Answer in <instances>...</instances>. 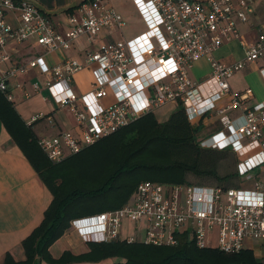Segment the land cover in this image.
<instances>
[{
	"label": "built area",
	"instance_id": "1",
	"mask_svg": "<svg viewBox=\"0 0 264 264\" xmlns=\"http://www.w3.org/2000/svg\"><path fill=\"white\" fill-rule=\"evenodd\" d=\"M142 10L148 29L129 41L102 43L80 59L66 58L48 67L41 57L26 66L16 64L8 50L32 41L48 52L68 51L84 38L94 45L103 31L122 33L123 17L102 0H87L66 18L57 32L51 19L23 0H0V94L12 103L9 82L27 68L39 69L49 79L44 91L36 83L16 89L24 100L42 95L44 101L73 115L77 135L61 131L41 137L37 145L47 160L58 164L137 119L173 106L182 109L194 127L212 126L196 139L197 147L234 156V174L241 187L161 185L141 182L129 203L95 217L74 221L72 229L84 243L125 241L154 247H173L186 237L196 249L236 254L246 243L264 242V100L254 102L249 88L232 92L228 80L245 65L262 61L257 74L264 85V23L254 41L245 43L236 24H246L252 0H132ZM236 41L243 49L239 62L225 65L212 54ZM204 60L208 76L190 78L192 64ZM91 72L88 89L78 95L74 77ZM110 99V100H108ZM52 123L51 116L36 115ZM192 125V124H191ZM131 235L121 237L123 222ZM214 241V248L210 247Z\"/></svg>",
	"mask_w": 264,
	"mask_h": 264
},
{
	"label": "trees",
	"instance_id": "2",
	"mask_svg": "<svg viewBox=\"0 0 264 264\" xmlns=\"http://www.w3.org/2000/svg\"><path fill=\"white\" fill-rule=\"evenodd\" d=\"M0 121L52 196L41 223L22 241L25 260L6 256L3 264H260L250 250L223 254L196 249L186 237L173 247L112 241L88 243V250L78 255L65 251L51 256L50 247L72 222L121 208L141 182L189 185V175L215 177L224 152L197 147L195 134L201 127L191 126L182 109L164 122L145 115L58 164L47 160L32 125L23 123L1 94Z\"/></svg>",
	"mask_w": 264,
	"mask_h": 264
},
{
	"label": "crops",
	"instance_id": "3",
	"mask_svg": "<svg viewBox=\"0 0 264 264\" xmlns=\"http://www.w3.org/2000/svg\"><path fill=\"white\" fill-rule=\"evenodd\" d=\"M23 1L30 3L47 15L51 19L57 32L60 33H63L67 28V15L77 6L84 3V0ZM125 1L126 2H123V0H102L103 6L113 9L125 20L126 27L123 29L122 33H109L108 31H103L97 42L92 46H89L84 38H80L74 42L72 48L68 51L48 52L35 45L32 41H29L21 46L10 48L8 52L13 61L18 65L26 66L29 61L36 57H41L48 67H53L59 65L66 58L80 59L83 52L87 50L95 51L102 43L114 41L129 42L145 33L148 29V24L142 10L135 6L132 0ZM251 7L252 14L248 22L246 24H236V30L245 43L254 41L258 27L264 23V0H252ZM133 23L138 24L140 29L131 32L127 31ZM212 57L222 64L230 65L242 59L243 49L238 42L232 41L222 45L213 52ZM201 61L204 60H199L191 66L189 74L193 82H200L209 74V70H207L208 73L203 79L200 81L195 80L196 72L194 71L200 68ZM261 64H263V62L258 61L245 65L242 70L235 73L228 80L230 91L240 92L249 88L253 93L252 103L264 100V85L257 74V70ZM49 78V75L46 76L42 74L39 69L27 68L24 74H18L9 82V90L14 96L11 106L22 122L27 126H30V119L36 115L43 114L52 117V123L40 120L32 124L31 129L36 140L41 137L56 136L61 131H67L73 135H77L75 119L68 109H60L52 102L44 101L43 96H45V93L24 100L21 92L15 87L16 85H21L23 88L30 91L31 85L36 83L44 91ZM91 78V72L88 69L81 71L74 77L73 88L78 95L88 89ZM167 107H171L175 112L173 106H166L158 110L154 116L156 117L159 113H165ZM166 120L161 121L158 119L157 121L164 122ZM40 126H42L41 131L39 132L37 130L36 132V129L41 128ZM200 127L201 129L203 128L201 125ZM209 128L210 129L203 137L212 131L211 125ZM43 130L44 132H42ZM51 200L52 196L50 192L42 183L0 121V264L4 263L6 256L11 257L14 262H22L25 260L21 246L22 241L39 226L43 219V214L50 205ZM125 225L126 224L122 226V238L131 235V232L126 235L124 234ZM128 226L130 227V225ZM87 244L88 243H84L77 231L70 228L50 247L49 252L53 258H58L65 251H70L78 255L88 250ZM244 250H250L254 258H256L260 264H263L261 260H264V242H247Z\"/></svg>",
	"mask_w": 264,
	"mask_h": 264
},
{
	"label": "rangeland",
	"instance_id": "4",
	"mask_svg": "<svg viewBox=\"0 0 264 264\" xmlns=\"http://www.w3.org/2000/svg\"><path fill=\"white\" fill-rule=\"evenodd\" d=\"M123 2H126V1L123 0ZM138 29H140L139 25L133 23V24H131L130 29L127 31L131 32V31H135ZM207 70H209L207 63L204 61H201L200 68L197 69V71H194V72H196L195 80L200 81L201 79H203L206 76V74L208 73ZM173 112H174V110L171 107H167L165 113L157 114L156 118H157V120L160 119L161 121L166 120L170 116V114ZM194 123H195V121H193L191 123L192 124L191 126H193ZM206 125H208V126H205V127L203 126V128L195 134L194 142L196 141V139H198V137L202 138L203 135H205V133H207V131L210 129L209 128L210 125L209 124H206ZM40 127H41L40 129H36V132H37V130L39 132L41 131L42 126H40ZM42 132H44V130ZM223 154H224L223 158H221L220 160L217 161V167L215 169V177H195V176L189 175L187 177V181H188V183H190L189 185H198V184L209 185V186L219 185V186H227V187L233 186L234 188H240L241 187L240 179L237 178L234 174V164H235L234 156L231 155L229 152H224ZM231 174H232V177H229V176H231ZM225 176H226V178H224ZM217 179H219L220 181H218ZM154 183H158V182H154ZM158 184L166 185V186L169 185V184H164V183H158ZM127 203H129V201ZM126 222L127 221L123 222V225L126 224L125 225L126 227H124V234L125 235L129 234L131 232V229H132V225L127 224L128 222L127 223ZM128 225H130V227ZM128 227H129V229H128ZM214 246H215L214 241H211L210 247L214 248ZM113 261L114 260H110L108 262H105L104 264H109ZM261 262H263V264H264V260H261Z\"/></svg>",
	"mask_w": 264,
	"mask_h": 264
},
{
	"label": "snow or ice",
	"instance_id": "5",
	"mask_svg": "<svg viewBox=\"0 0 264 264\" xmlns=\"http://www.w3.org/2000/svg\"><path fill=\"white\" fill-rule=\"evenodd\" d=\"M138 2H139V0H138Z\"/></svg>",
	"mask_w": 264,
	"mask_h": 264
}]
</instances>
